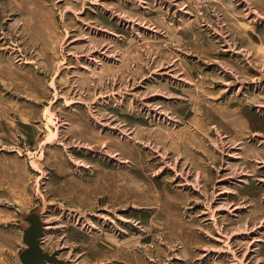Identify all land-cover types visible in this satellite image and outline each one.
Instances as JSON below:
<instances>
[{
	"label": "rangeland",
	"instance_id": "rangeland-1",
	"mask_svg": "<svg viewBox=\"0 0 264 264\" xmlns=\"http://www.w3.org/2000/svg\"><path fill=\"white\" fill-rule=\"evenodd\" d=\"M0 264H264V0H0Z\"/></svg>",
	"mask_w": 264,
	"mask_h": 264
}]
</instances>
